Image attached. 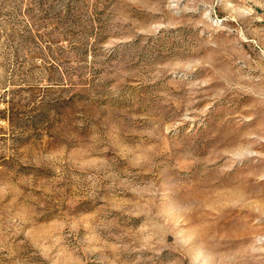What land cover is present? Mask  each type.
Instances as JSON below:
<instances>
[{
  "label": "rangeland",
  "instance_id": "374dc122",
  "mask_svg": "<svg viewBox=\"0 0 264 264\" xmlns=\"http://www.w3.org/2000/svg\"><path fill=\"white\" fill-rule=\"evenodd\" d=\"M0 264H264V0H0Z\"/></svg>",
  "mask_w": 264,
  "mask_h": 264
}]
</instances>
